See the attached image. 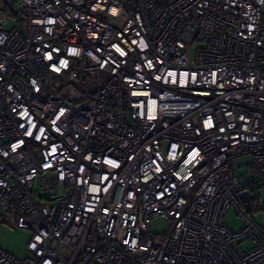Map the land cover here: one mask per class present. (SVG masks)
<instances>
[{
    "label": "built area",
    "instance_id": "obj_1",
    "mask_svg": "<svg viewBox=\"0 0 264 264\" xmlns=\"http://www.w3.org/2000/svg\"><path fill=\"white\" fill-rule=\"evenodd\" d=\"M247 186L264 0L0 1V208L31 231L0 264H264Z\"/></svg>",
    "mask_w": 264,
    "mask_h": 264
},
{
    "label": "rangeland",
    "instance_id": "obj_2",
    "mask_svg": "<svg viewBox=\"0 0 264 264\" xmlns=\"http://www.w3.org/2000/svg\"><path fill=\"white\" fill-rule=\"evenodd\" d=\"M189 57H193V53H189ZM246 160V161H245ZM246 157H240L234 166H238V175H244L247 166ZM36 186V182L34 184ZM41 190L37 191V196L44 198L46 195L42 190V184H39ZM63 189L59 188V194H62ZM257 201L254 203L253 210L249 212L253 221L264 230V186H259L257 189ZM54 198H56L54 196ZM166 219L160 216L154 217L148 223L149 234L156 236L161 234L166 229ZM226 226L233 230L239 231L243 226V221L238 217L236 209L231 206L228 209L226 216ZM31 236L29 229L20 228L16 225L14 215L8 211H3L0 208V249L12 254L18 259L29 257V252L26 249L27 242ZM250 246V241H244L240 244L242 250H246Z\"/></svg>",
    "mask_w": 264,
    "mask_h": 264
},
{
    "label": "trees",
    "instance_id": "obj_3",
    "mask_svg": "<svg viewBox=\"0 0 264 264\" xmlns=\"http://www.w3.org/2000/svg\"><path fill=\"white\" fill-rule=\"evenodd\" d=\"M2 1V0H0ZM11 5V3H5V6L2 7V9H6V8H9V6ZM247 188H249L248 190L250 191V202H251V210H253V206H254V203L257 201V195H258V192H257V187H252V186H247ZM249 211V212H250Z\"/></svg>",
    "mask_w": 264,
    "mask_h": 264
},
{
    "label": "water",
    "instance_id": "obj_4",
    "mask_svg": "<svg viewBox=\"0 0 264 264\" xmlns=\"http://www.w3.org/2000/svg\"><path fill=\"white\" fill-rule=\"evenodd\" d=\"M240 199L242 201L244 209L249 212L251 210V202L249 198L248 191H242L240 194Z\"/></svg>",
    "mask_w": 264,
    "mask_h": 264
}]
</instances>
